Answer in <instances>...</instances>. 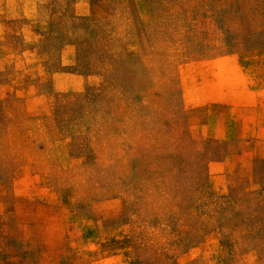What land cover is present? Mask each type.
Masks as SVG:
<instances>
[{
    "label": "rangeland",
    "instance_id": "rangeland-1",
    "mask_svg": "<svg viewBox=\"0 0 264 264\" xmlns=\"http://www.w3.org/2000/svg\"><path fill=\"white\" fill-rule=\"evenodd\" d=\"M256 65L264 0H0V264H264Z\"/></svg>",
    "mask_w": 264,
    "mask_h": 264
},
{
    "label": "crops",
    "instance_id": "crops-1",
    "mask_svg": "<svg viewBox=\"0 0 264 264\" xmlns=\"http://www.w3.org/2000/svg\"><path fill=\"white\" fill-rule=\"evenodd\" d=\"M257 66V73L262 75V71L264 70V65H256ZM259 69V70H258ZM259 79L264 82V78L259 77ZM259 79L256 77L255 80L259 81ZM258 83V82H257ZM258 85V84H257ZM248 92L251 96V99H248L247 96H241L238 100V104H241V109H246L247 113L245 117L240 118L236 122V125L238 126V133H244V134H250L256 136L257 147H260L264 149V145H258L259 143L264 142V85H258V89L254 90L253 87H250L251 84H247ZM257 88V87H254ZM244 90V88H243ZM257 91L255 94V97H253V92ZM230 103V101H229ZM233 109V108H232ZM248 109L254 111L251 115L248 112ZM262 117V122H258L257 118ZM239 119V118H238ZM264 159V155H262Z\"/></svg>",
    "mask_w": 264,
    "mask_h": 264
}]
</instances>
